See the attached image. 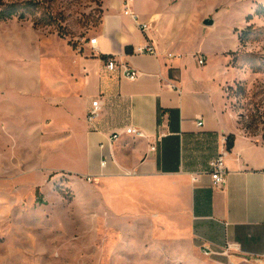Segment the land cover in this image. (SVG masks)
Returning <instances> with one entry per match:
<instances>
[{"label":"crops","instance_id":"obj_1","mask_svg":"<svg viewBox=\"0 0 264 264\" xmlns=\"http://www.w3.org/2000/svg\"><path fill=\"white\" fill-rule=\"evenodd\" d=\"M250 6L239 27L232 25V33L214 41L212 31L220 32L217 14L198 16L189 0H132L131 10L150 25L147 33L124 13V0H103L97 52L56 57L52 72L44 69L43 56L33 65L42 108L47 104L53 115L36 114L28 133L35 135V156L45 163L43 180L65 172L77 176L69 187L85 190L89 249L97 247L101 230L108 235L102 246L112 253L134 248V238L145 233L156 242L164 224V237L178 231L195 249L213 251L211 264H264V144L239 132L225 90L235 78L230 59L241 47L236 30L250 20L252 1ZM148 39L157 54H137ZM105 56L131 65L140 76L130 80L120 70H107ZM16 69L19 76L26 72ZM96 99L102 110L90 122ZM129 126L146 137L126 134ZM114 133L121 136L110 145ZM230 135L235 140L228 150ZM219 154L227 175L217 188L209 163ZM86 176L95 183L84 182ZM36 185L23 202L27 212L12 214V221L74 220L52 185Z\"/></svg>","mask_w":264,"mask_h":264},{"label":"rangeland","instance_id":"obj_2","mask_svg":"<svg viewBox=\"0 0 264 264\" xmlns=\"http://www.w3.org/2000/svg\"><path fill=\"white\" fill-rule=\"evenodd\" d=\"M2 1L30 7L27 19L15 16L4 21L0 17V264H211L209 256L195 249L189 238L178 231H174L173 238L164 237V224L158 227L156 242L145 233L134 238V248L112 253L113 249L108 251L102 246L108 235L101 230L97 247L88 248L92 234L90 223L85 221V190L78 192L69 187L68 183L77 176L65 172L43 180L45 163L35 156L37 142L28 131L36 114L53 115L47 104L42 108L38 69L33 65H38L39 56H43L44 69L52 72L56 57L91 53L89 39L96 36L100 25L103 0ZM189 1L198 16L208 11L217 14L220 32L212 31L210 38L214 41L221 33L231 32L232 25L242 24L243 14L252 11V1L250 20L236 30L241 47L230 59L235 78L225 90L227 104L237 116L239 132L264 144V0ZM39 19L49 25L35 26ZM16 68L26 72L19 76ZM61 159L64 162L68 158ZM43 181L52 185L68 205L66 211L74 215V220L12 221V214L27 212L22 210L28 206L23 205L24 200L33 197L36 184ZM84 182L95 183L87 179ZM39 194L37 191L38 198ZM12 198H17L18 203L13 204Z\"/></svg>","mask_w":264,"mask_h":264},{"label":"built area","instance_id":"obj_3","mask_svg":"<svg viewBox=\"0 0 264 264\" xmlns=\"http://www.w3.org/2000/svg\"><path fill=\"white\" fill-rule=\"evenodd\" d=\"M124 8H125L124 13L126 15H129L137 23V26L142 32L147 33V31L150 28V25L148 23L141 22L139 19V16L131 10L132 0H124ZM89 45L93 53L98 51L96 37H92L89 39ZM136 53L156 55L157 50H156L154 43L150 39H148L144 45L136 48ZM169 56H172V54H170ZM104 61H105V67L107 70L109 71L120 70L121 74L130 80H136L140 76V72L137 69H135L134 67L126 63H118L114 56H105ZM198 62L200 65H204L205 59L203 57H199ZM101 110H102L101 101L99 99L94 100L92 103V107L88 113V120L90 122L95 121L97 117L100 115ZM199 124H201V122H199ZM124 132L126 134L133 135L138 138L146 137V134L144 131L138 128H135L133 126L127 127ZM120 136H121V133H114L113 135H111L109 139L110 140L109 144L112 145L114 142H116L120 138ZM105 147L106 145L102 143L101 148L104 149ZM151 149L155 150L156 146L155 145L151 146ZM107 164H108L107 159L101 160V163H100L101 167L104 168L107 166ZM209 166H210V174L213 180V186L217 188L222 187L226 181V175H227V166H226V160H225L224 154H219L216 157H214L210 161ZM85 179H87V181L93 180L91 176H86ZM203 252L206 256H211L214 253L208 248H205Z\"/></svg>","mask_w":264,"mask_h":264},{"label":"trees","instance_id":"obj_4","mask_svg":"<svg viewBox=\"0 0 264 264\" xmlns=\"http://www.w3.org/2000/svg\"><path fill=\"white\" fill-rule=\"evenodd\" d=\"M3 6V7H2ZM2 7V8H1ZM17 4L16 3H10V4H7V3H4L2 0H0V17L6 21V20H9V19H12L13 17L17 16L19 19H27V14H28V10L27 8H29L30 6H25V5H20L18 8L20 9H17ZM40 23H42L43 25L47 24L49 25V23H46L44 21V19H39V20H36L34 22L35 26L36 25H40ZM105 58V57H104ZM234 140H235V137L234 135H230L229 138H228V142H227V148L228 150H231L234 146Z\"/></svg>","mask_w":264,"mask_h":264},{"label":"water","instance_id":"obj_5","mask_svg":"<svg viewBox=\"0 0 264 264\" xmlns=\"http://www.w3.org/2000/svg\"><path fill=\"white\" fill-rule=\"evenodd\" d=\"M209 21H207V23H208Z\"/></svg>","mask_w":264,"mask_h":264}]
</instances>
